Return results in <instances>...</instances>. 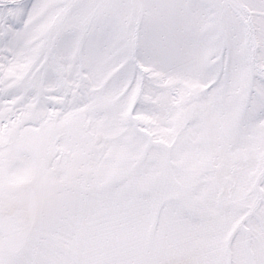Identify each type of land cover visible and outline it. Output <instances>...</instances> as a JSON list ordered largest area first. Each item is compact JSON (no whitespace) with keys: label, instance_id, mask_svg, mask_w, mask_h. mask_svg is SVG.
<instances>
[{"label":"snow or ice","instance_id":"1","mask_svg":"<svg viewBox=\"0 0 264 264\" xmlns=\"http://www.w3.org/2000/svg\"><path fill=\"white\" fill-rule=\"evenodd\" d=\"M0 264H264V0H0Z\"/></svg>","mask_w":264,"mask_h":264}]
</instances>
